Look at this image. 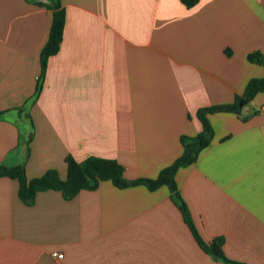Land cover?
<instances>
[{
  "label": "crops",
  "instance_id": "obj_1",
  "mask_svg": "<svg viewBox=\"0 0 264 264\" xmlns=\"http://www.w3.org/2000/svg\"><path fill=\"white\" fill-rule=\"evenodd\" d=\"M48 4L0 0V165L22 164L28 179L65 178L67 156L156 178L181 155L180 137L201 131L199 108L231 103L264 76L247 59L264 55V0H60L62 39L42 74ZM263 101L264 90L246 114L207 113L209 145L174 176L197 234L221 239L226 260L200 247L165 185L104 180L24 203L2 176L0 264H264Z\"/></svg>",
  "mask_w": 264,
  "mask_h": 264
},
{
  "label": "trees",
  "instance_id": "obj_2",
  "mask_svg": "<svg viewBox=\"0 0 264 264\" xmlns=\"http://www.w3.org/2000/svg\"><path fill=\"white\" fill-rule=\"evenodd\" d=\"M184 6L190 8L194 6L198 0H179ZM51 10V24L48 37L40 50L41 73L43 74L46 61L49 56L55 54L58 50L62 39L64 28V9L60 4V0H50V4L46 5ZM247 59L251 62L264 64V55L259 51L250 52ZM38 84L36 92L39 91ZM264 90V76L261 78H250L241 95H236L233 102L220 105H211L199 108L196 112L201 122L202 129L195 136L180 137L183 151L170 165L162 168L156 178H137L128 180L124 177L123 167L114 159H104L95 156H89L82 161H75L72 157L67 156L66 176L61 178L56 169H48L37 177L28 179L25 175L24 166L17 164L13 166L0 165V177L6 176L14 178L18 181V196L24 203H31L39 191L49 189L58 190L65 199L73 197L82 189H94L100 182L109 180L118 188H126L129 186L142 184L149 190H155L161 185L168 187L172 199L178 205L182 216L190 228L194 238L200 247L214 256L225 259L221 250V239L215 243L207 244L197 234L190 218L188 210L180 198L174 179L176 171L183 166L189 165L195 161L196 157L202 149L209 145L212 138V127L206 117L207 113L216 111L235 112L241 115L243 105L247 104L256 93ZM247 115H242L246 118ZM30 141V135L25 139L26 153L27 145ZM226 260V259H225ZM234 264H239L235 263Z\"/></svg>",
  "mask_w": 264,
  "mask_h": 264
},
{
  "label": "built area",
  "instance_id": "obj_3",
  "mask_svg": "<svg viewBox=\"0 0 264 264\" xmlns=\"http://www.w3.org/2000/svg\"><path fill=\"white\" fill-rule=\"evenodd\" d=\"M261 108H262V110L264 112V101L261 104ZM52 255L55 256V257H58V258L62 257V253H60V252H53Z\"/></svg>",
  "mask_w": 264,
  "mask_h": 264
},
{
  "label": "water",
  "instance_id": "obj_4",
  "mask_svg": "<svg viewBox=\"0 0 264 264\" xmlns=\"http://www.w3.org/2000/svg\"><path fill=\"white\" fill-rule=\"evenodd\" d=\"M249 110H250V107L248 106V104H245V105H243L241 112H242V114H246L249 112Z\"/></svg>",
  "mask_w": 264,
  "mask_h": 264
}]
</instances>
